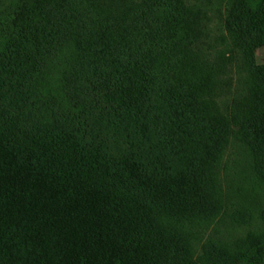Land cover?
Returning a JSON list of instances; mask_svg holds the SVG:
<instances>
[{
    "label": "trees",
    "instance_id": "obj_1",
    "mask_svg": "<svg viewBox=\"0 0 264 264\" xmlns=\"http://www.w3.org/2000/svg\"><path fill=\"white\" fill-rule=\"evenodd\" d=\"M230 1L225 117L187 0H0V264L191 263L233 128L264 181V0ZM208 264H264V234Z\"/></svg>",
    "mask_w": 264,
    "mask_h": 264
},
{
    "label": "rangeland",
    "instance_id": "obj_2",
    "mask_svg": "<svg viewBox=\"0 0 264 264\" xmlns=\"http://www.w3.org/2000/svg\"><path fill=\"white\" fill-rule=\"evenodd\" d=\"M199 28V55L212 65L223 61L214 100L220 113L229 117L230 108L247 96L250 86L246 55L234 44L227 28L230 0H187ZM253 62L264 64V46L253 53ZM236 128L213 171L220 210L207 221L186 224L192 262L208 264L222 251L235 249L239 241L264 234V181L258 177L254 156L236 136Z\"/></svg>",
    "mask_w": 264,
    "mask_h": 264
}]
</instances>
